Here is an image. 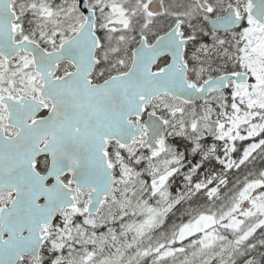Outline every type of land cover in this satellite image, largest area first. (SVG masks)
<instances>
[{"label":"snow or ice","instance_id":"snow-or-ice-1","mask_svg":"<svg viewBox=\"0 0 264 264\" xmlns=\"http://www.w3.org/2000/svg\"><path fill=\"white\" fill-rule=\"evenodd\" d=\"M0 264H264V0H0Z\"/></svg>","mask_w":264,"mask_h":264}]
</instances>
